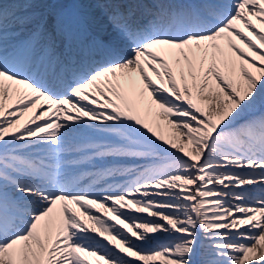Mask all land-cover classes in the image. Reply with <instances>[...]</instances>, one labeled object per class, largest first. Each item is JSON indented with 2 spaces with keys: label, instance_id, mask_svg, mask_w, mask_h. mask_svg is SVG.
I'll return each mask as SVG.
<instances>
[{
  "label": "snow or ice",
  "instance_id": "1",
  "mask_svg": "<svg viewBox=\"0 0 264 264\" xmlns=\"http://www.w3.org/2000/svg\"><path fill=\"white\" fill-rule=\"evenodd\" d=\"M0 264H264V0H0Z\"/></svg>",
  "mask_w": 264,
  "mask_h": 264
}]
</instances>
